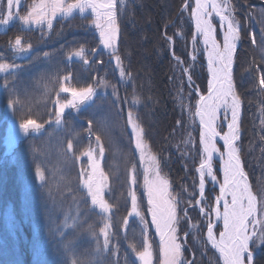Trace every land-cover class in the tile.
I'll return each mask as SVG.
<instances>
[{"label":"trees","instance_id":"obj_1","mask_svg":"<svg viewBox=\"0 0 264 264\" xmlns=\"http://www.w3.org/2000/svg\"><path fill=\"white\" fill-rule=\"evenodd\" d=\"M184 1L123 0V6H117L120 33L116 55L122 61L123 77L114 55L102 48L90 18L78 13L57 18L51 30L20 29L17 35L32 45L29 54L0 56V61L20 66L17 72L0 74V264H139L131 245L141 250L144 229L137 218H128L132 188L145 219L148 215L129 110L143 126L144 139L169 178L179 212L187 207L195 219L200 145L199 126L193 118L197 95L184 70L192 36L189 13L182 9ZM232 5L247 29L234 73L244 106L242 159L256 190L264 182V86L259 83L264 75V0H232ZM250 26L257 45L249 39ZM5 39L0 38V43ZM81 46L86 50V63L69 55ZM193 66L189 71L192 84L204 91L203 65L195 62ZM69 74L71 87L91 85L96 93L79 110L66 109L62 122L56 124V93ZM4 80L9 84L7 90ZM67 97V93H60L61 101ZM10 100L19 101L12 107L15 118L36 119L44 127L24 135L6 151L9 114L4 103ZM97 135L104 148L102 167L108 176L105 198L112 205L107 248L100 233L104 216L80 185L76 160L79 153L95 144ZM133 165L136 184L132 187ZM37 167L44 172L43 181H39ZM186 224V220L179 222V233ZM152 232L148 225L153 264H157L159 244ZM196 235L200 240L188 234L183 253L188 257L193 253L192 264H211L215 251L199 230Z\"/></svg>","mask_w":264,"mask_h":264},{"label":"snow or ice","instance_id":"obj_2","mask_svg":"<svg viewBox=\"0 0 264 264\" xmlns=\"http://www.w3.org/2000/svg\"><path fill=\"white\" fill-rule=\"evenodd\" d=\"M117 3L118 0H77L76 3L65 5L64 0H33L26 14L21 15L19 8L22 0H0V26L7 28L14 21H18L25 29L35 26L43 29L46 27L51 30L53 21L60 18L70 17L74 11L78 10L83 14L86 10H91L95 16L93 24L100 30V41L103 46L111 51L115 56L116 65L120 68V75H125L122 61L117 52V41L119 39L120 28L117 23ZM187 7V5L185 6ZM215 14L219 18L220 27L223 29V45L216 39V26L212 23L211 17ZM195 19V28L198 35L203 37V47L207 52L208 68L212 73V81L208 85V96H201L195 116L199 117L203 131L200 134L203 145V158L198 169L199 172V194L204 199L205 175L216 180L213 173L212 159L217 154L222 160L223 183L220 184V196L215 198L216 207L209 216L207 225V240L216 249L223 259V264H253L254 253L252 248L259 250L260 243H264V204L258 208L257 196L253 193L251 185L248 183L247 174L243 170L239 155V148L236 142L240 138V109L241 100L235 91L232 76L233 57L236 51L237 42L241 39L239 31V21L233 15L229 0H195V8L191 14ZM171 41V37L168 38ZM195 43V37L193 38ZM10 47L16 54L28 53L32 45L25 43L23 37L16 36L10 41ZM47 55V53H45ZM84 62H87L86 50L83 46L70 53ZM2 59V57H0ZM179 59V58H177ZM195 57H193V60ZM20 70V66L0 62V74H9ZM71 74L65 76L63 80H70ZM191 81V76L188 77ZM101 83H106L101 81ZM260 85L264 86V75L259 78ZM3 87L9 89L7 80L3 81ZM14 92V90H13ZM60 93L70 94V99L60 100ZM96 93L91 85L83 88L69 87L63 82L59 85V92L56 93L57 106L55 114L56 124L62 122L63 114L66 109L79 110L81 105L90 102ZM19 103L18 100H10L8 106L11 108ZM223 107L225 119L227 112H231V121L227 124L228 132L221 139L226 146V153L220 152L215 140L219 136L216 130L219 109ZM128 122L135 135V148L140 153L141 161L147 160L149 167L144 170V187L147 190L148 204L151 205V223L155 225L156 232L159 234V256L161 264H188L182 260V245L177 241V224L179 223L176 215V202L165 198L170 184L160 175L159 160L151 154L148 144L144 140L143 126L138 122L134 114L129 110ZM91 125V121L88 122ZM44 127L36 119L26 118L19 124V129L25 135L30 132H39ZM89 136L92 135L91 127L88 129ZM97 148L89 147L81 155L88 157V167L90 171L81 169V173L87 174L83 180V185L91 197L92 205L100 209L104 216V227L100 229L103 235V244L107 248L109 245V230L111 229L110 205L104 198L105 189L108 188V176L104 173L100 159L104 155V148L100 142V137H95ZM67 148L71 150L73 145L68 143ZM36 173L41 181L45 179L44 172L37 167ZM131 185L136 184L135 165L132 168ZM153 175L154 179L149 176ZM230 194L231 200L227 199ZM131 198L130 216L139 217L144 225L143 242L141 250H137L136 245H131V249L139 264H153L154 251L153 245L147 238L148 221L140 211L135 190L129 193ZM223 202V210L219 205ZM191 203V202H189ZM200 201H197L199 204ZM203 212V208L200 209ZM223 221V231L219 232V238L214 234V226L211 216ZM185 218L187 210H184ZM190 219V218H189ZM125 226L127 219L124 220ZM195 227V226H192ZM251 245V247H250Z\"/></svg>","mask_w":264,"mask_h":264},{"label":"rangeland","instance_id":"obj_3","mask_svg":"<svg viewBox=\"0 0 264 264\" xmlns=\"http://www.w3.org/2000/svg\"><path fill=\"white\" fill-rule=\"evenodd\" d=\"M220 1H221V3H223V0H220ZM76 2H77V0H64V4L65 5L70 4V3H76ZM32 3H33V0H22V4H21V6L19 8L20 14L21 15L26 14L27 11L29 10V6ZM229 3L231 5L233 15L235 16L236 20L239 21V31H240V37H241V39L237 42V47H236V51H235V54H234V57H233V66H232V76H233V82H234V85H235V91L239 95L238 90H237V85H236V79H235L234 71H235L236 57H237L238 51L240 49L241 43L243 41V34L245 33V31L247 32V29H245L246 28L245 27V23H244L245 21L243 22L242 19H241V16L238 17V14H236L235 11L233 10L232 0H229ZM123 4H124L123 0H118V3H117L118 8L122 7ZM251 4H252L251 7L255 6V5H253L255 3H251ZM186 5H187V7H185ZM194 8H195V0H185L184 1L182 9H183L184 12H188L189 13L188 17H189V20L192 23V36H191V39H190L189 60H188L189 62L186 63V65H185V63L182 62L181 59H180V61L182 62L183 65H185V67H184L185 73H187V71H189L192 68H194L193 64H195V62L197 64L201 63L203 65V71H204V73L206 75V84L207 85H206L205 90L203 91L196 84H194V85L192 84V83H194L193 82L194 80L192 78H191V81H189L188 76H186V79H187L188 83L191 85V89H193V91L197 95V99L195 101V106H194L193 118L196 121L197 125L199 126V136H198V138H199V145H200V159H199V164L196 166V174H197L198 184H197V196H196V198L194 200V203H193L194 207L196 208V212L194 213L195 219L192 218V214L190 215L188 213V208L187 207H184L182 213H180L179 212V207H178V205L176 203V215H177L178 221L179 222L182 221L184 223V220H186V222H187L186 227L184 228L182 233H179V231H180V229L178 227L179 223L177 224V241L182 245V253H183V248H185V246H187L186 240H187L188 234L192 233L193 237H194V240H200L199 236L196 235V232L199 230V232H201V237L203 236L205 242L216 253L215 257H211L210 258L211 264H223V260L220 257L218 251L216 249H214L212 247L211 243L207 240V225H208L209 216L206 215V213H211L212 210L217 206L215 198L217 196L221 195L220 188L216 184L215 181H213L211 178L206 176V178H205L204 199H201L200 194H199V172H198V167L201 164L202 158H203V145H202L201 139H200L201 125H200V123L198 121V117L195 116L194 113L196 112V109L198 107V99H199V94H200V93H198V91L200 90L204 94L208 92V85H209V81H210V71H209V68H208V62H207V56H206L207 53H206V50L203 47V37L197 34L196 28H195V19L191 15L193 10H194ZM253 10H256V9H253ZM76 13L81 14V13H79L78 10L74 11L73 14H76ZM83 15H86L87 17H89L91 23L93 24V21L95 20V16L91 12L90 9L86 10L85 13H83ZM57 18H60V17L58 16ZM211 19H212V23L216 26V39L220 42V44L222 46L223 45V29L220 27L219 18L215 14H213ZM31 28H35V26H33ZM20 29H25V28L18 21H14L12 24L7 26V28H4V29L0 30V38H3V39L6 38L4 42L0 43V56H6L8 54L9 56H12L13 58H20V57H25L26 55L29 54V52L31 50L28 53H26V54H19L18 55L10 47V41H13L16 36H21V35H17V34L20 33ZM28 29H30V28H28ZM95 29H96L97 33L99 34V36H100V30L98 28H96V27H95ZM177 32H178V34H181L179 30ZM194 37H195V43L193 42V38ZM249 39H252L251 41H253L254 44L257 45V38H256L255 33L253 31V28L251 26H250V38ZM171 41L173 42V39H171ZM25 43L27 44L28 42H25ZM101 46L106 51L111 52L109 49L105 48L102 43H101ZM2 49H4V50L1 51ZM172 55L174 57H176V55H174V54H172ZM259 56H260V54H259ZM193 57H195L194 60H193ZM114 60H115V56H114ZM0 62H4V61H0ZM63 83L66 84L67 86L71 87L70 84L67 82V80H63ZM63 94H66V93H63ZM67 96H68L67 99L71 98L70 94H67ZM239 97H240V100H241L240 120H239V123H240V138L236 142V144H237V146L239 148V155H240V159H241V162H242L243 170L247 174L248 183L251 185L253 193L257 196L258 208H259L260 204H264V182L261 183L260 186L256 190L253 188V185H252V182H251V179H250V176H249V172H248V170H247V168L245 166V161H244V159H242L244 157H242L243 156V152H242V149H241V143H242L243 136H244V133H245V132H243V126H242L244 106H243V100H242L240 95H239ZM12 111L13 110H11V112H9V113L7 112L9 114V118H8V121H7V126H6L5 134H4L5 135V143H6V146H5L6 147V151H11L13 149V147L18 143V141L22 137H24V135H25L19 129V124L22 121L18 120L17 118H15L12 115ZM227 117L229 119L231 118L229 112H227ZM223 119H224V116H223ZM220 127H221L220 128L221 130H223V128H225L224 124H221ZM133 139H134V146H135V135H134V133H133ZM145 142L147 143L146 140H145ZM94 143L95 144H92L89 147L97 148V142L94 141ZM89 147L85 148L76 157V160L79 163L80 173H81V169H85L87 171H90V169L88 167V163H89L88 157L81 155ZM150 152H151V154L155 155L151 150H150ZM136 153H137V156H138V159H139L140 171L142 173L141 174V180H140V187H141L142 192L144 194V198L146 200V207H147L148 218L145 219V220L149 222L148 225L151 226V228L153 229L152 233H153L154 237L157 236L156 239L158 240V244H159V234L156 232L155 225L151 223L152 214H151V211L149 210L151 205L148 204L147 190L144 187V183H143L144 170H145L146 167H149V164H148L147 160H145L143 162L141 161L140 153H139V151L137 149H136ZM96 155H97V158L100 159V163H101V167H102V158L103 157L102 158L99 157L98 149L96 151ZM155 156L157 158V155H155ZM216 163L217 162H214L215 174H217L218 180L222 181V175H221V172H220V170H219V168H218ZM159 165H160V163H159ZM102 169H103V167H102ZM104 173H105V171H104ZM130 173H131L130 176H132L133 173L132 172H130ZM160 175L163 178H165L170 184L169 178L167 177L166 174H164L162 172L161 168H160ZM86 178H87V174L85 173V174L82 175V173H81L80 185L84 188V190L87 193V189L83 185V180L86 179ZM149 178L150 179H154V176L150 175ZM39 181H41L40 178H39ZM262 181H264V180H262ZM132 190H133V188H132ZM105 191H106V189H105ZM87 195H88V193H87ZM88 197H89V199L91 201L90 195H88ZM104 198H105V192H104ZM165 198L168 199V200H174V202H176L175 198H174V196H173V194L171 192V184H170V187H169L167 193L165 194ZM229 199H230V197H229ZM105 200H107V199L105 198ZM197 201H200V203L197 204ZM94 207L97 208L100 211V209L98 207H96V206H94ZM219 207H220V209L222 211L223 210V203L222 202L220 203ZM201 208H203V212L200 210ZM185 209L187 210V217L188 218H185V215H184V210ZM130 212H131V209H130L129 213ZM131 217H135V218H137L140 221L139 217L130 216L128 214V218H131ZM211 221H212V224L214 226L215 235L217 236V238H219V235H218L219 232L223 231V221H222V219H217L214 214L211 216ZM140 224H141V222H140ZM142 226H143V229H144V225H142ZM192 226H195V227H192ZM103 227H104V223H103ZM200 228L202 229V231H200ZM147 238L149 240L148 227H147ZM250 247H251V245H250ZM252 250H253V253H254L253 264H264V243H260L259 250H257L254 247L252 248ZM257 254H260V255L258 256ZM157 256H158V254H157ZM181 259L184 260V261H187L188 264H192V260L194 259L193 253H191V257H188V256H186L183 253ZM159 260H160V256H159ZM154 262H155V259H153V263ZM157 264H161V261H158Z\"/></svg>","mask_w":264,"mask_h":264},{"label":"bare ground","instance_id":"obj_4","mask_svg":"<svg viewBox=\"0 0 264 264\" xmlns=\"http://www.w3.org/2000/svg\"><path fill=\"white\" fill-rule=\"evenodd\" d=\"M219 2H221L220 0H219ZM5 27L4 26H0V30H2V29H4ZM207 53V52H206ZM235 54V53H234ZM207 56V55H206ZM190 71V70H189ZM189 71H187V73H186V76H188L189 74H190V72ZM210 71V70H209ZM212 79H213V77H212V73H211V71H210V81H212ZM209 81V82H210ZM198 93H200L199 94V99H198V101L200 100V97L201 96H204V97H207L208 96V92L207 93H202L200 90L198 91ZM8 102H6V103H4V110H5V112H6V109H5V105L7 104ZM225 109L223 108V107H221L220 109H219V112H218V122H217V124H216V130H217V132L219 133V136L216 138V140H215V143H216V146H217V148L220 150V152H225L226 153V151H227V149H226V146L224 145V141L221 139V137L224 135V134H226L227 132H228V128H227V124L231 121V118L229 119L228 117H227V119H225ZM229 113H230V116H231V112L230 111H228ZM223 116H224V119H223ZM198 117V116H197ZM198 121H199V117H198ZM199 123H200V121H199ZM221 124H224V127L225 128H223V130H221L220 128V125ZM201 125V124H200ZM203 131V126L201 125V132ZM223 146V147H222ZM238 147V146H237ZM214 162H217L216 164H217V166H218V168H219V170H220V172H221V175H222V181H219L218 180V176H217V174H215V165H214ZM222 160L219 158V156L217 155V154H214L213 155V159H212V166H213V173H214V175L216 176V180H215V182H216V184L219 186V188H220V184H222L223 183V171H222ZM199 167H200V165H199ZM199 167H198V169H199ZM206 176H208L207 174L205 175V178H206ZM209 178H211L212 179V177L211 176H208ZM229 197H230V199H229ZM227 199L229 200V202H230V200H231V196H230V194L227 196ZM222 202V201H221ZM223 203V202H222ZM213 231H214V229H213ZM214 234H215V231H214ZM218 239V238H217ZM223 260V259H222Z\"/></svg>","mask_w":264,"mask_h":264},{"label":"water","instance_id":"obj_5","mask_svg":"<svg viewBox=\"0 0 264 264\" xmlns=\"http://www.w3.org/2000/svg\"><path fill=\"white\" fill-rule=\"evenodd\" d=\"M5 109H6V112H11V110H12V107L10 108L9 106H8V103L5 105Z\"/></svg>","mask_w":264,"mask_h":264}]
</instances>
